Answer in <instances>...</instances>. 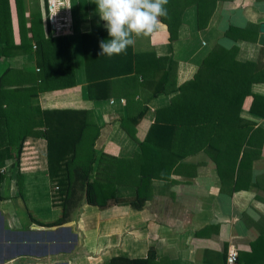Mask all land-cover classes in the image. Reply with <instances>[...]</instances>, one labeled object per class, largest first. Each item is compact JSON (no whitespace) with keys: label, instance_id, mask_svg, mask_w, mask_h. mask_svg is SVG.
I'll return each instance as SVG.
<instances>
[{"label":"crops","instance_id":"crops-1","mask_svg":"<svg viewBox=\"0 0 264 264\" xmlns=\"http://www.w3.org/2000/svg\"><path fill=\"white\" fill-rule=\"evenodd\" d=\"M8 1L9 15L5 20L1 14L0 21V172L5 175L0 184V228L7 231L8 241L26 244L41 240L43 235L67 232L73 243L50 253L22 248L0 258V264H108L115 257H150L148 264H226L231 250L239 253L235 264H264V114L252 111L253 94L246 96L241 116L254 122L255 128L245 147V160L233 177L230 169V174L222 179L215 162L206 152H200L186 158L170 181L154 179L152 197L141 209L129 205L91 210L74 207L70 210V214L74 212L73 220L49 227L32 219L49 222L62 216V209L51 201L59 216L42 219V208L33 206L31 201L44 179L38 170L45 168L51 183L46 167L48 144L43 132L49 125L58 127L56 111L73 112L75 129L84 117L92 128H99L95 142L98 156L104 152L132 157L140 150L138 140L147 134L156 110L169 105L177 92L152 98L144 117L135 126L128 124L135 139L123 121L138 114L154 85H139V94L128 97L125 92L131 90V83H126L123 75L105 79L93 69V77L105 79L103 87L108 94L103 98L91 97L86 46L92 54H99L100 41L110 39L93 0ZM208 5L213 11L205 27L198 24L197 4H189L182 11L174 40L161 17L154 33L136 38L134 51L173 57L178 61L176 85L181 86L193 79L217 45H236L237 60L255 62L263 70L264 78V45L259 43L264 0H209ZM34 22L42 23L46 29L42 35L48 36L49 28V35L71 43L76 81L73 86L47 88L38 48L30 39ZM88 33L93 36L86 40L84 35ZM251 89L264 96V81L253 82ZM21 141L22 168L13 167L14 160L8 159V152L16 153ZM135 193L134 186H119L121 197ZM84 245L86 251H82Z\"/></svg>","mask_w":264,"mask_h":264},{"label":"trees","instance_id":"trees-1","mask_svg":"<svg viewBox=\"0 0 264 264\" xmlns=\"http://www.w3.org/2000/svg\"><path fill=\"white\" fill-rule=\"evenodd\" d=\"M208 1L168 0L165 6L168 15L162 17V21L169 26L171 40L177 37L182 11L189 4H197L200 28L208 24L213 11L209 10ZM1 14L6 20L9 15L8 0H0V21ZM42 27V23L34 22L30 39L38 48L39 65L45 71L47 88L73 86L76 81L71 43L66 38L49 35V28L48 36L42 35V31L47 32ZM230 31L232 29L227 33ZM84 36L87 40L93 33ZM59 39L62 42H57ZM237 51L236 45L232 48L217 45L203 60L193 79L177 86L178 61L173 57L158 56L152 51L135 52L133 46L126 53L107 57L100 56V53L92 54L86 46L92 98L107 96L103 87L105 79L114 75H123L124 81L131 83V90L125 92L128 97L139 94V85H154L138 114L123 121V126L135 139L136 134L128 124L135 126L144 117L149 109L148 102L161 93H177L169 105L156 110L153 124L145 137L138 140L140 150L132 157H118L104 152L98 156L95 142L100 134L99 128H92L84 117L82 124L75 129L71 119L73 112L56 111L58 127L49 125L43 133L48 144L49 163L46 167L51 178L52 202L62 209V216L49 222L32 219L48 227L63 224L69 220L71 208L81 200L101 209L113 205L141 209L152 197L154 179L170 181L186 158L200 152H206L215 162L222 179L230 174V169L233 177L245 160V147L255 128L254 122L241 116L246 96L253 94L252 111L264 114V96L254 94L251 89L253 82L264 81L263 70H259L253 61L237 60ZM135 67L138 69L135 70ZM150 67L151 71H147ZM104 68L106 71L103 72ZM93 69L105 79L93 77ZM158 73L162 74L156 77ZM33 94L32 89L31 96ZM24 141H21L16 153L8 152V159L14 160L13 167L22 168L20 155ZM19 172L21 183L22 171L19 169ZM4 179L5 175L0 172V184ZM122 185L134 186L135 195L119 196V186ZM149 258L115 257L108 264H148Z\"/></svg>","mask_w":264,"mask_h":264},{"label":"clouds","instance_id":"clouds-1","mask_svg":"<svg viewBox=\"0 0 264 264\" xmlns=\"http://www.w3.org/2000/svg\"><path fill=\"white\" fill-rule=\"evenodd\" d=\"M110 39L101 40L100 56L112 57L127 52L136 38L148 37L167 17L168 0H93Z\"/></svg>","mask_w":264,"mask_h":264},{"label":"rangeland","instance_id":"rangeland-1","mask_svg":"<svg viewBox=\"0 0 264 264\" xmlns=\"http://www.w3.org/2000/svg\"><path fill=\"white\" fill-rule=\"evenodd\" d=\"M84 147V145L82 146ZM45 168L42 167L41 170V175L44 176V179H42V182H40V184H42L40 186L38 195L34 194L31 197H34L31 199V201L33 200V206L36 205V207H40L42 208V219L45 218H52L53 216H59V211L58 210H54L53 206H52V199H51V191H52V186L51 183L48 182L49 179L47 180V173ZM35 186L34 184H31V187ZM7 190V188H6ZM25 192H27L28 194V189L25 190ZM9 193V192H8ZM57 208H60L59 206H56ZM87 209H99L96 206L90 205V204H86ZM68 233L65 232L62 235L59 236H52V235H43L42 239L39 241H29L28 243H22V242H14V241H8V237H7V231L1 227L0 228V258H5L7 256H9V254L12 253H17L19 252V250H21L22 248H24L27 251L30 252H42V253H46V252H55V251H59L62 248H66L67 246H70L73 241H71L69 239V237H67Z\"/></svg>","mask_w":264,"mask_h":264},{"label":"built area","instance_id":"built-area-1","mask_svg":"<svg viewBox=\"0 0 264 264\" xmlns=\"http://www.w3.org/2000/svg\"><path fill=\"white\" fill-rule=\"evenodd\" d=\"M239 253L236 250H231L228 252L226 257V264H235L238 261Z\"/></svg>","mask_w":264,"mask_h":264},{"label":"flooded vegetation","instance_id":"flooded-vegetation-1","mask_svg":"<svg viewBox=\"0 0 264 264\" xmlns=\"http://www.w3.org/2000/svg\"><path fill=\"white\" fill-rule=\"evenodd\" d=\"M86 204H88L85 200H81V201H79L78 203H77V205H75L73 208L74 209H80V210H83L85 207H86ZM73 213L74 212H72L71 214H70V217H69V220L68 221H70L71 220V218H72V220H73ZM78 220H80V219H78ZM67 221V222H68ZM87 243V241L85 242V244ZM87 249H86V246L84 245V247H82V251H86Z\"/></svg>","mask_w":264,"mask_h":264},{"label":"water","instance_id":"water-1","mask_svg":"<svg viewBox=\"0 0 264 264\" xmlns=\"http://www.w3.org/2000/svg\"><path fill=\"white\" fill-rule=\"evenodd\" d=\"M260 32H261V35H260L259 43L261 45H264V22H262L260 25ZM48 262H50V259H48ZM64 264H68V263L65 262Z\"/></svg>","mask_w":264,"mask_h":264}]
</instances>
